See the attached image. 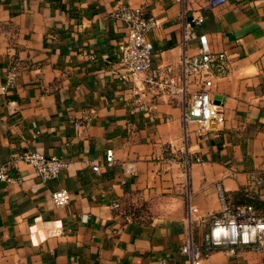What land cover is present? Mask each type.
Listing matches in <instances>:
<instances>
[{"label":"crops","instance_id":"1","mask_svg":"<svg viewBox=\"0 0 264 264\" xmlns=\"http://www.w3.org/2000/svg\"><path fill=\"white\" fill-rule=\"evenodd\" d=\"M121 4L155 19L151 65L175 71L183 52L196 53V40L181 45L184 21L203 17L196 33L230 62L211 89L221 124L185 127L178 100L160 101L151 119L134 111L119 78L126 28L112 13ZM10 59L19 71L0 93V165L40 152L68 166L41 181L19 161L20 183H0V264H182L187 206L216 212L217 184L230 203L264 208V185L251 182L264 178V0H0V87ZM59 188L70 201L55 208ZM53 222L61 236L49 235ZM209 262L264 264V254L216 250Z\"/></svg>","mask_w":264,"mask_h":264},{"label":"built area","instance_id":"2","mask_svg":"<svg viewBox=\"0 0 264 264\" xmlns=\"http://www.w3.org/2000/svg\"><path fill=\"white\" fill-rule=\"evenodd\" d=\"M206 2L209 8H216L228 0ZM112 16L121 21L126 28V36L117 46L118 65L123 70L119 78L132 86L131 103L134 111L147 113L151 119L160 101L178 100L182 104L183 125L186 127L189 124H196L198 134L208 130L212 122L218 125L223 122V112L221 107L213 102L211 89L215 78L228 74L230 62L225 52H213L210 49L206 35L196 33L197 28L203 23L201 15L191 17L182 25L181 45L185 47L189 41L196 40L197 46L195 54L183 52L176 71L171 65L152 67L153 45L148 34L157 23L143 7L121 4ZM18 71L17 65L10 59L0 93H5L14 86ZM137 82L141 84V88L136 86ZM113 160V151L107 150L106 165L113 164ZM19 161L29 166L41 181L57 178L68 166L67 161L59 156L25 152L0 165V183H20V176L11 174L16 170ZM185 164L187 165V162ZM100 168L91 166L94 172ZM127 171L131 173L133 169L128 167ZM251 182L263 186L264 178L253 177ZM216 193L219 201V209L216 212L201 213L196 206L192 204L187 206L188 238L180 247L182 264H211L209 257L216 250L229 254L237 249H249L264 254L262 217L250 204L231 205L220 184L216 185ZM50 200L55 208L64 207L70 201L69 192L59 188L51 193ZM110 208H118V203L111 204ZM47 227L52 237L61 236L64 232L59 222H53ZM195 230L201 232L200 242L194 239ZM160 264H163V261Z\"/></svg>","mask_w":264,"mask_h":264},{"label":"trees","instance_id":"3","mask_svg":"<svg viewBox=\"0 0 264 264\" xmlns=\"http://www.w3.org/2000/svg\"><path fill=\"white\" fill-rule=\"evenodd\" d=\"M231 205H234L232 203H230ZM241 204H250L252 205V207L254 208V210L256 211V213L262 217V219L264 220V208H262V206H259V203H257L255 200H251V201H247Z\"/></svg>","mask_w":264,"mask_h":264},{"label":"water","instance_id":"4","mask_svg":"<svg viewBox=\"0 0 264 264\" xmlns=\"http://www.w3.org/2000/svg\"><path fill=\"white\" fill-rule=\"evenodd\" d=\"M136 86H137L138 88H141V84H140L139 82L136 83ZM213 102L217 104L216 99H214Z\"/></svg>","mask_w":264,"mask_h":264}]
</instances>
